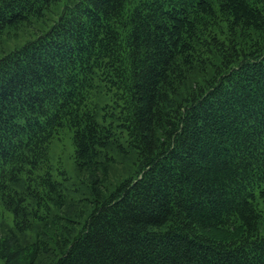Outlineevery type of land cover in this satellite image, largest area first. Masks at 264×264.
I'll use <instances>...</instances> for the list:
<instances>
[{
  "label": "trees",
  "instance_id": "1",
  "mask_svg": "<svg viewBox=\"0 0 264 264\" xmlns=\"http://www.w3.org/2000/svg\"><path fill=\"white\" fill-rule=\"evenodd\" d=\"M19 30L0 49L6 264H264V0H0V44ZM62 130L81 209L53 172Z\"/></svg>",
  "mask_w": 264,
  "mask_h": 264
},
{
  "label": "rangeland",
  "instance_id": "2",
  "mask_svg": "<svg viewBox=\"0 0 264 264\" xmlns=\"http://www.w3.org/2000/svg\"><path fill=\"white\" fill-rule=\"evenodd\" d=\"M26 38L27 34H25L24 31L19 30L14 35L10 34V36L0 44V49H10L13 45L22 43ZM106 100H109L108 96H100L98 98V101L101 104L105 103L104 101ZM74 148L72 133L69 130H62L60 136L56 137L50 146V159L53 164V172L58 179L64 181L67 185L69 195L74 198V202L77 204L67 205L64 209H81V201L78 202V200L81 197H87L90 195L88 186L90 177L88 174L78 170L74 160ZM131 162L133 161L130 159L129 162L124 161V163L118 162L112 164L111 178L113 185L132 172L131 170L133 167ZM60 171H65V173H61ZM82 205L85 206L86 203L83 202ZM5 214L8 217L7 220L11 222V214L8 212ZM3 223L5 222L0 219L2 227ZM5 228L6 227L0 228V232ZM5 245H7L6 236L5 234L0 233V264H6L5 259L3 258L5 257ZM41 263H44L43 259L41 260Z\"/></svg>",
  "mask_w": 264,
  "mask_h": 264
}]
</instances>
